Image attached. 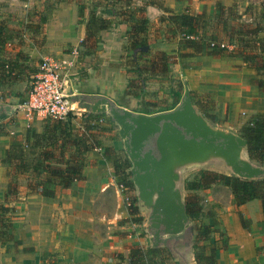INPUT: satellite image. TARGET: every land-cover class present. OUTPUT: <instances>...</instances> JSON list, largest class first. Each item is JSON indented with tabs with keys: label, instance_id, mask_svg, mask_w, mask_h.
Listing matches in <instances>:
<instances>
[{
	"label": "crops",
	"instance_id": "crops-1",
	"mask_svg": "<svg viewBox=\"0 0 264 264\" xmlns=\"http://www.w3.org/2000/svg\"><path fill=\"white\" fill-rule=\"evenodd\" d=\"M84 1L88 5L91 0ZM196 2L164 0V5L174 14L181 13L186 6L198 14L204 2L197 7ZM144 15L153 25L159 11L146 7ZM87 19V9L78 19L75 0L60 2L43 25V49L47 54H31L30 58L38 61L49 56L57 61L63 81L78 97H104L118 107L138 113L128 106L127 98L121 97L126 85V71L120 65L125 24L100 32L93 54H82L83 48L78 44L84 37ZM67 46L72 49L70 52L65 51ZM194 60L197 69H180L174 65L173 72L186 80L193 106L212 125L238 134V128L246 121L264 115V90L258 91L252 85L256 74L251 67L238 58L213 60L201 56ZM29 65L34 70L31 78L38 64ZM27 92L16 99L13 95L0 100L2 105L16 107L8 117L0 113V199L6 191V165L1 159L8 149L9 137L21 136L27 129L41 131L43 119L16 105L17 100L25 101ZM76 110L78 114L84 113ZM78 114L73 116L71 127L80 132ZM101 140L102 148L111 147L118 152L115 137ZM87 156L95 165L83 168L81 181L73 182L65 190L56 188L52 197L31 195L15 204L11 224L14 241L18 243H0V264H127L129 247H141V238L132 233L135 224L130 223L129 217L133 216L128 214L118 191L110 161L103 157L102 149ZM214 187L211 185L202 192L214 216L207 252L213 250L216 264H264V218L260 201L236 206L229 190L223 196ZM239 215L245 228L240 225ZM185 252L180 254L176 250L174 258H182Z\"/></svg>",
	"mask_w": 264,
	"mask_h": 264
},
{
	"label": "trees",
	"instance_id": "trees-1",
	"mask_svg": "<svg viewBox=\"0 0 264 264\" xmlns=\"http://www.w3.org/2000/svg\"><path fill=\"white\" fill-rule=\"evenodd\" d=\"M55 0L54 6L44 10L43 14H36L37 28L45 24L48 16L60 2ZM91 0L87 5L84 0H76L78 19L88 10V19L85 24V33L78 46L83 48L82 54H93L99 42V34L116 24H125L123 35L124 54L130 61L126 66V85L121 97H130L137 100L136 112L152 115L172 110L180 100L179 86L176 91H170V103L160 102L150 104L144 100L148 94L145 90L147 80H164L168 73V66L177 64L180 69H197L198 63L194 59L201 56L213 60L222 58H238L243 64L251 67L256 74L251 81L258 91L264 90V0L253 5L248 3L241 22V16L232 12L231 7L223 8L215 4L214 15L209 18L204 11L194 14L186 6L179 14H174L163 5V0ZM146 7L157 9L162 16L157 21L156 32H160L161 40L174 43L176 48L173 55L156 51L148 58L152 42L159 39L152 37L150 24L145 17ZM97 10V12L95 11ZM0 24V100L18 92V84L30 82V73L34 70L29 67V60L22 52L6 56L9 49L10 34L5 36ZM68 47V46H67ZM148 47L146 51L140 48ZM72 49L68 47L66 52ZM8 54V53H7ZM192 59L193 62H190ZM28 93V92H27ZM21 95V94H20ZM155 95L150 93L149 96ZM193 104V100L190 97ZM24 101L17 100L16 105ZM194 105V104H193ZM73 115L70 111L64 120H42L41 131L35 133L29 129L21 136H10L8 149L4 151L1 163L6 165L4 177L6 191L0 199V243L14 242L11 219L15 204L24 197L40 195L52 197L56 188L65 190L75 181H81L84 167H91L95 162L88 158L91 151L102 149L103 157L110 161L112 174L118 184L132 190L129 181V162L124 155L115 152L111 147L102 148L103 136L94 133L101 122V115L84 114L81 116L80 132L71 127ZM208 119V117H205ZM0 133L2 129L0 128ZM238 135L246 141L247 154L250 160L264 167V115L256 116L240 126ZM211 185H221L227 188L233 197L234 204L240 206L251 200L261 203L264 218V178L257 181H247L216 174L207 171L199 172L192 180L185 182L186 192L204 190ZM194 196H186L184 207L190 220L200 214L201 209L196 206ZM130 216H138L136 202L129 198L127 206ZM240 225L245 228L241 216ZM196 233L195 229H193ZM201 237L194 238L192 254L194 264H216L213 250L205 253L204 246L199 242L207 241L209 226L200 231ZM170 254L164 248L143 249L138 245L130 246L127 254V264H160ZM159 261V262H158Z\"/></svg>",
	"mask_w": 264,
	"mask_h": 264
},
{
	"label": "water",
	"instance_id": "water-1",
	"mask_svg": "<svg viewBox=\"0 0 264 264\" xmlns=\"http://www.w3.org/2000/svg\"><path fill=\"white\" fill-rule=\"evenodd\" d=\"M181 83L182 96L172 110L145 115L118 107L104 97H78L64 82V95L71 109L106 115L116 127L121 150L130 165L129 181L149 248L166 249L168 242H181L192 235L183 199L184 175L190 169L247 181L264 178V167L248 157L246 141L207 121L193 106L186 80ZM15 110L0 104V113L6 117ZM185 251L182 258L173 261L191 264V244ZM168 252L171 254V250Z\"/></svg>",
	"mask_w": 264,
	"mask_h": 264
},
{
	"label": "rangeland",
	"instance_id": "rangeland-1",
	"mask_svg": "<svg viewBox=\"0 0 264 264\" xmlns=\"http://www.w3.org/2000/svg\"><path fill=\"white\" fill-rule=\"evenodd\" d=\"M96 1V0H93ZM186 4H190V0H182ZM204 2L203 9L206 13V15L211 18L214 15V8L215 4L219 3L223 8L231 7L232 12H235L236 14H239L241 16L240 20L241 22H244L246 20V16H243L245 7L248 3H251L253 5L258 4L261 0H197V5L199 6L200 2ZM76 2V0H75ZM86 3V1H84ZM131 2H134L131 0ZM55 0H0V24L4 28L3 31L5 32V36L7 34H10L12 39L9 41L10 46L9 49H13V51H6V54H4L7 58V56H12L16 52H22L26 55L27 60L31 62H37L39 63V60L36 61L34 59L30 58L31 54H47L44 52L43 45H44V35H43V28L42 26H39L34 29V27L38 23V19L36 17V14H43L44 10L50 9L54 6ZM164 5V0H163ZM165 7V5H164ZM168 9V7H165ZM209 8V9H208ZM170 10V9H169ZM190 10V9H189ZM97 12V10H95ZM172 11V10H171ZM192 12V11H190ZM193 13V12H192ZM195 14V13H194ZM162 16V13L159 12L158 20ZM157 20V21H158ZM151 32L155 33L152 34V37H156L159 40L156 42H152L149 48V54H146L143 58H150L156 51H162L166 53L167 55H173L172 52L175 51V44L169 43V41L165 42L162 39L160 32H156V28L159 26L156 22L153 25H150ZM8 53V54H7ZM124 53V52H123ZM129 54H122L120 56V65L123 69H125L127 73V69L125 65L129 64L128 60ZM190 62H193L192 59ZM194 62H196L194 60ZM29 63V64H30ZM177 65V64H174ZM174 65L168 66V73L164 80L160 81H150L147 80L145 84V90L148 94H146L144 97V100L150 104H158L160 102H167L170 103L173 99L172 97H169L168 93L170 91H176L179 84L182 81V78L173 72ZM30 66V65H29ZM257 78V77H256ZM32 79L28 83L24 84H18L15 87V90H17L18 95L25 94L30 86ZM180 93V98L182 96V86L178 89ZM150 93H155V95L149 96ZM23 94V95H24ZM124 99L127 98L128 106L132 107L134 110H137V100L130 98V97H122ZM180 101V100H179ZM133 102V103H130ZM85 114V113H84ZM83 114H78V116H81ZM103 116L104 121L100 123L98 126V129L94 131V133H98L99 135L105 137V138H111L115 137L118 141V152L120 155H124L121 150V143L120 140L117 138L116 134V127L110 122L108 117L106 115ZM82 120V119H81ZM32 131V130H31ZM238 131H240V128H238ZM202 170L199 169H190L187 171L184 175V184L187 181L192 180L199 172ZM219 174V173H216ZM130 180V176L128 177ZM118 184V191L120 192V195L122 196L125 204L128 206L129 198H134V190L126 189L121 185L119 187ZM216 186L214 188L216 189V193L218 195H223L226 193V190L221 185H213ZM203 190H198L196 192H186L185 189L183 190V199L185 200L186 196L193 195L194 196V202H196V206H198L201 211L199 215H196L194 219L190 220V224L192 226V235H186V237L189 238V244H191V257L190 262L194 264L193 261V254H192V244L194 238H200L201 234L200 231L203 230L204 227L209 226V237L207 241L199 242L198 245L204 246L205 253L207 252V247L210 242V235L212 234L213 230L212 227L214 225V216L207 205V202L204 201V195ZM129 221L132 224H135V227L132 231L133 234H137V237L141 238L142 245L141 247L143 249L149 248V245L144 239V233L141 232L140 225L143 222V219L138 216L129 217ZM193 229H195L196 233H194ZM136 241L134 240V243ZM179 251H182V247L178 248ZM171 255V254H170ZM172 256L166 257L165 261H160V264H177L173 261ZM159 262V261H158Z\"/></svg>",
	"mask_w": 264,
	"mask_h": 264
},
{
	"label": "built area",
	"instance_id": "built-area-1",
	"mask_svg": "<svg viewBox=\"0 0 264 264\" xmlns=\"http://www.w3.org/2000/svg\"><path fill=\"white\" fill-rule=\"evenodd\" d=\"M22 106L40 119L64 120L70 111L73 116L78 114L69 107L61 68L53 58L46 56L39 61Z\"/></svg>",
	"mask_w": 264,
	"mask_h": 264
},
{
	"label": "flooded vegetation",
	"instance_id": "flooded-vegetation-1",
	"mask_svg": "<svg viewBox=\"0 0 264 264\" xmlns=\"http://www.w3.org/2000/svg\"><path fill=\"white\" fill-rule=\"evenodd\" d=\"M189 238L188 237H185V239L182 241V242H179V243H173V242H168V246L169 247H167L166 248V250L168 251V250H171V255L170 256H172V257H174L175 255H177V253H176V250L178 251V252H180V254H181V251H179V249L178 248H181L182 247V249L183 250H185L186 249V247H187V245L189 244ZM175 250V251H174ZM174 251V252H173ZM169 253V252H168ZM183 253V252H182Z\"/></svg>",
	"mask_w": 264,
	"mask_h": 264
}]
</instances>
